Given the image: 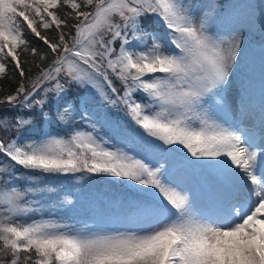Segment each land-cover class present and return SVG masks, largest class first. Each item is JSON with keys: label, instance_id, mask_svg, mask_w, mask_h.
I'll use <instances>...</instances> for the list:
<instances>
[{"label": "rangeland", "instance_id": "374dc122", "mask_svg": "<svg viewBox=\"0 0 264 264\" xmlns=\"http://www.w3.org/2000/svg\"><path fill=\"white\" fill-rule=\"evenodd\" d=\"M38 1L47 7L57 2ZM118 1L107 0L104 8L109 12ZM147 1L161 5L158 15L165 36L174 32L169 44L175 48L164 51L158 32L147 47L137 38L121 46L120 56L137 71L143 90L139 97L126 96L128 122L145 125L181 152L152 138L139 140L138 127L124 135L102 108L110 122L86 110L69 137L49 126L39 137L17 136L9 142L13 158L42 173L9 177L13 165L0 157V237L16 242L1 222L25 210L23 197L31 190L43 200L37 210L47 215L23 230L11 229L23 241L20 248L37 249L40 264H264V39L255 40L251 31L264 32V0H199L184 13L180 0ZM26 2L0 0V53L18 44L16 16ZM36 11L46 25L56 20L40 6ZM229 12L234 22L226 28ZM100 17L98 11L81 23L83 35L98 28ZM83 75L95 98L105 99L101 78ZM150 89L161 99H153ZM232 143L243 168L231 156ZM86 163L94 172L85 170ZM52 168L81 174L64 193L53 194L41 185ZM101 172L148 193L150 201L136 205L135 195L102 184L95 175ZM127 201L129 210L122 207ZM155 227L159 244L145 247L143 233ZM250 235L254 240L240 248Z\"/></svg>", "mask_w": 264, "mask_h": 264}, {"label": "trees", "instance_id": "16d2710c", "mask_svg": "<svg viewBox=\"0 0 264 264\" xmlns=\"http://www.w3.org/2000/svg\"><path fill=\"white\" fill-rule=\"evenodd\" d=\"M106 1L57 0L53 7H47L38 0H27L18 6L16 17L20 22L21 38L15 48L4 46L5 49L0 53V61L3 64V70L0 72V157L13 165L9 170V177H13L18 171H27L34 175L42 173L41 169L32 168L12 158L9 142L14 137H39L46 126L69 137L73 129L80 125L86 110H92L99 115L103 113L100 109L102 108L112 117L113 124L120 126V132L124 135L138 127L139 140L152 138L155 143L160 144V140L142 124L128 122L129 101L126 94L136 97L142 93L134 80L137 71L128 67L119 50L121 43L133 38L142 43L141 48L147 47L152 43L154 32L159 33L163 50H172L163 36L164 24L157 14L158 8L153 1L119 0L108 12L104 8ZM198 1L181 0V8L186 12L193 11ZM37 6H40L46 18L54 16L56 20H50L46 25L36 11ZM257 6L261 7L260 1ZM98 11L101 15L97 20L98 28L88 35H83L81 23ZM230 16L225 22L226 28L234 22L231 14ZM261 21L263 24L264 19ZM85 24L87 27L90 22ZM251 31L255 40L264 39L262 28L257 29L255 33ZM178 55L181 56V53ZM84 72L101 78L106 91L105 99L97 100L95 91L84 85ZM160 99L159 93L158 100ZM104 117L110 122L106 115ZM86 165L89 169L85 170L92 172L90 164ZM51 170L54 171L44 176L41 185L46 186L45 190H52L53 194L64 193L72 184L69 182L81 174L80 170L63 173L55 168ZM108 174L95 173L102 184L106 181L111 188L123 189L135 195L132 198L136 205L140 199L147 201L145 195L133 189L116 186ZM104 176L109 181L103 178ZM20 183L24 187L25 183ZM26 191L23 197L25 210L1 222L11 232V238L16 241L5 242L0 237V261L4 264H40L37 261V249L31 246L19 248L18 242L22 241L16 240L17 232L11 229V226H15L16 230L23 229L35 219L47 215L37 210V205L41 210L43 201L40 196L36 198L31 190ZM130 206V201L122 204L125 210H129ZM54 259L55 256L52 260Z\"/></svg>", "mask_w": 264, "mask_h": 264}, {"label": "bare ground", "instance_id": "6f19581e", "mask_svg": "<svg viewBox=\"0 0 264 264\" xmlns=\"http://www.w3.org/2000/svg\"><path fill=\"white\" fill-rule=\"evenodd\" d=\"M238 140H236L235 142H237ZM236 145L237 144H235V143H232L231 144V146L233 147V149L232 150H230V152H231V156L233 157V158H236L238 161V166L240 167V168H243L245 165H243V163H242V161H241V155H240V153H239V151H237L236 149H235V147H236ZM241 180H243V178H241ZM249 191H251V189H249ZM254 196V194H252V196L251 197H253ZM260 206H263V203H260V202H258V207H260ZM213 230H214V228H213ZM143 234H146L145 235V242H144V246L145 247H149V248H156L157 246V243L159 244V241H160V232H159V230L158 229H156V227H155V230H153V231H151V230H149V232L148 231H145ZM237 239V238H236ZM251 240H254V237L252 236V235H250L249 237H247L246 239H245V241L243 240H240V242L239 243H241V246H240V248H243L244 247V245L246 244V243H250L251 242ZM244 242V244H242ZM134 249V248H133ZM151 259V258H150Z\"/></svg>", "mask_w": 264, "mask_h": 264}]
</instances>
